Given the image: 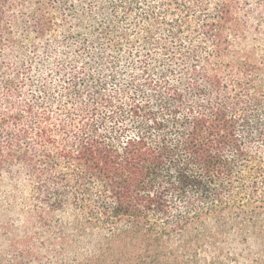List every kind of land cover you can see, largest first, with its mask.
Masks as SVG:
<instances>
[{"label":"trees","instance_id":"trees-1","mask_svg":"<svg viewBox=\"0 0 264 264\" xmlns=\"http://www.w3.org/2000/svg\"><path fill=\"white\" fill-rule=\"evenodd\" d=\"M243 10L0 0V183H23L0 264H264V51L241 47Z\"/></svg>","mask_w":264,"mask_h":264},{"label":"rangeland","instance_id":"rangeland-1","mask_svg":"<svg viewBox=\"0 0 264 264\" xmlns=\"http://www.w3.org/2000/svg\"><path fill=\"white\" fill-rule=\"evenodd\" d=\"M244 10L242 11V17L246 21L245 35L246 40L241 41V47L245 49L255 47L260 53L264 51V0H242ZM14 183L9 180L2 178L0 183V222L4 221V216L10 208V200L8 199L10 191L17 189L15 191L16 199L20 196V192L23 188V183ZM13 215V214H12ZM10 220V223L17 224V220Z\"/></svg>","mask_w":264,"mask_h":264}]
</instances>
